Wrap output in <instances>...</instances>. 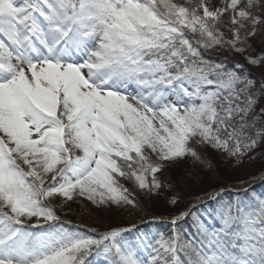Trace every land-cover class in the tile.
<instances>
[{"label": "snow or ice", "instance_id": "1", "mask_svg": "<svg viewBox=\"0 0 264 264\" xmlns=\"http://www.w3.org/2000/svg\"><path fill=\"white\" fill-rule=\"evenodd\" d=\"M258 149L264 0H0V264H264V164L213 183ZM161 198L156 233L54 207Z\"/></svg>", "mask_w": 264, "mask_h": 264}, {"label": "rangeland", "instance_id": "2", "mask_svg": "<svg viewBox=\"0 0 264 264\" xmlns=\"http://www.w3.org/2000/svg\"><path fill=\"white\" fill-rule=\"evenodd\" d=\"M209 154L212 153L209 152ZM205 155L208 154L205 153ZM219 164H222V171L224 172H234L238 174L249 172L248 162L245 163V166L243 168L236 170L230 168L227 163L223 161H221ZM208 186V183H204L200 186L191 185L180 192L181 194L185 193V195H187L190 199H193L195 195L203 194V189L208 188ZM54 207L56 209L57 215L61 217V220L70 221L72 227L80 226L84 231H86L88 227H95L100 231L105 230L108 226H120L128 228L129 226L127 227V225L125 224L128 222L127 219H130L131 217L125 212L98 214L96 212H93L90 207H85L79 202H77L76 204H71V202H69L68 204L57 202ZM157 231H166L165 222L161 223L158 226L149 225V227L146 228L145 232L156 233Z\"/></svg>", "mask_w": 264, "mask_h": 264}, {"label": "trees", "instance_id": "3", "mask_svg": "<svg viewBox=\"0 0 264 264\" xmlns=\"http://www.w3.org/2000/svg\"><path fill=\"white\" fill-rule=\"evenodd\" d=\"M219 59H223V57H218ZM237 59H240V57H237ZM208 155H213L209 154ZM257 159L255 161H249L248 166H249V172L247 173H234V172H224L222 164L218 166V170L216 173V177L213 183L216 181H219L221 183L225 184H230V183H238L241 178H249L252 175H259V169L262 164H264V160L259 158L260 155V150H257ZM181 171V169H173L172 172L173 174H176L177 172ZM251 187L256 191V192H264V184H260L258 181L254 182ZM203 195V194H200ZM180 196L182 197L183 201H190V199L185 193L181 194ZM179 207L183 209L185 207L184 203H180ZM173 209L170 205H167L163 198L156 202H151L148 204L147 208L145 209L144 213H141L145 218L142 221L139 216H131L130 219H127L128 222L125 224L127 225L128 228H131L133 224H135L136 228L139 229L141 232H145L146 228L149 227V225H160L163 223L170 212H172ZM163 218V219H161Z\"/></svg>", "mask_w": 264, "mask_h": 264}]
</instances>
